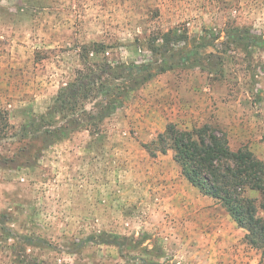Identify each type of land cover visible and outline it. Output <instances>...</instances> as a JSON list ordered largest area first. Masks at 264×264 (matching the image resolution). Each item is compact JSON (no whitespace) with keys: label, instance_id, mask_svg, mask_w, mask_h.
I'll return each mask as SVG.
<instances>
[{"label":"rangeland","instance_id":"obj_1","mask_svg":"<svg viewBox=\"0 0 264 264\" xmlns=\"http://www.w3.org/2000/svg\"><path fill=\"white\" fill-rule=\"evenodd\" d=\"M231 28L264 33V0H0V264L25 253L37 264H264L247 231L182 174L173 150L148 151L171 123L209 124L233 151L264 161L263 51L209 47L204 54L222 58L214 70L158 74L99 133L83 129L47 149L14 137L74 79L84 47L141 61L152 34L207 29L224 41ZM102 232L150 240L137 249L83 244ZM26 236L45 244L15 248ZM155 241L163 258L150 252Z\"/></svg>","mask_w":264,"mask_h":264},{"label":"trees","instance_id":"obj_2","mask_svg":"<svg viewBox=\"0 0 264 264\" xmlns=\"http://www.w3.org/2000/svg\"><path fill=\"white\" fill-rule=\"evenodd\" d=\"M220 38V33L207 29L195 37L180 29L152 34L147 42L149 56L130 62L111 61L102 44L84 47L80 54L82 68L76 71L74 79L58 91L46 112L23 123L14 137L39 141L47 149L83 129L99 133L105 120L122 109L135 91L158 74L176 68L214 70L213 59L220 62L222 58L215 53L204 54L209 47L220 44L227 51L231 44L246 51L254 47L264 52V33L255 29L231 28L226 31L224 41ZM89 104L93 105L91 109L86 108ZM4 121L7 130L9 124ZM8 134L4 133V138H8ZM153 146L148 151L154 158L158 152L166 154L173 150L186 179L201 194L218 201L238 227L247 231L248 244L264 257V217L260 216V211L264 212V161L249 148L233 151L226 133L209 124L181 130L171 123ZM249 192L259 193V197H250ZM6 233L13 238L10 231ZM147 240H150L147 235L135 239L102 232L82 242L137 249ZM44 244L41 238L26 236L17 240L15 248L25 251V245ZM150 252L156 258H163L165 254L158 241L153 243ZM16 262L37 264L26 253ZM148 264L159 263L150 261Z\"/></svg>","mask_w":264,"mask_h":264}]
</instances>
